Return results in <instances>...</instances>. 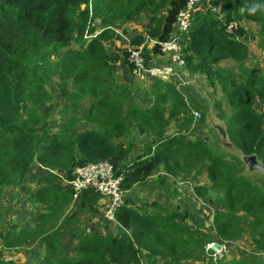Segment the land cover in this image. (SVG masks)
<instances>
[{
    "label": "trees",
    "instance_id": "trees-1",
    "mask_svg": "<svg viewBox=\"0 0 264 264\" xmlns=\"http://www.w3.org/2000/svg\"><path fill=\"white\" fill-rule=\"evenodd\" d=\"M97 1L0 0V190L17 185L21 191L27 190L28 172L35 164L46 171L40 178L46 183L30 189V199L38 200L53 191L55 200L61 196L59 209L53 210L58 214L72 200V190L62 184V178L70 179L75 166L109 160L123 176L121 188L127 190L145 182L161 165L167 173H174L175 161L185 151L192 157V165H197L199 153L201 159L206 157L205 167L216 184L215 192H221L219 202L226 210L216 213L215 231H209L202 229L205 222L199 216L195 221L192 217V224L186 222L187 209L180 211L151 202L146 206H154L157 211L143 212L141 205L124 196L115 220L108 221L100 215L104 222L96 220L92 230L87 225L82 227L78 218L98 212L100 194L88 188L73 199L72 207L76 209L70 219L63 221L67 228L64 233L57 225L50 230L42 228L46 216L37 215L32 229H21L13 235L8 243L12 248L26 242L38 245L31 262L26 258L19 264H264V177L258 176L259 171L244 173L242 157L223 159L207 137L191 139L182 132H169L174 117L187 116L185 121L192 117V104L185 102L172 83L152 78L151 104L133 108L130 97L137 87L125 49L121 50L124 74L118 88H112L118 76L119 56L109 51L114 31L107 24L116 20L112 8L104 10L98 20ZM185 2L139 0L137 14L147 8L149 20L132 43L137 45L147 38L156 41L149 49L144 46L147 59L152 54L159 57L157 42L169 39ZM263 7L264 0H209L208 7L192 14L180 43L187 68L203 75L207 86L218 89L225 99L226 108L221 109L218 119L232 146L243 155H255L264 168V111H260L264 108V75L251 68L237 74L233 68L220 65L227 60L239 64L248 57L244 21L258 25L264 45ZM252 8L255 11H249ZM161 9L163 14L158 13ZM230 22L233 26L228 29ZM53 73L59 80L58 93L67 96L64 112L80 96L79 109L83 112L79 114L89 108L87 115H93L89 128L76 132L70 131L69 125L53 130L47 119L39 123L23 119L27 111L40 109L46 100H52L47 81ZM127 116L139 134L152 137L145 147L150 156L132 157L131 164L120 168V162L126 161L134 147L132 139L118 142L125 135L124 129L131 138ZM237 208L252 217L249 228L239 225L245 214L232 215L230 210ZM245 234L254 257L229 258L224 252L214 258L205 250L211 240L226 243ZM0 264L18 263L5 259L0 250Z\"/></svg>",
    "mask_w": 264,
    "mask_h": 264
},
{
    "label": "rangeland",
    "instance_id": "rangeland-1",
    "mask_svg": "<svg viewBox=\"0 0 264 264\" xmlns=\"http://www.w3.org/2000/svg\"><path fill=\"white\" fill-rule=\"evenodd\" d=\"M138 2L139 0H106L101 3V1L98 0L95 4L99 11V13L97 14L98 20L101 18V14L104 12V10L112 8L111 10H113V18L116 21L115 23H108L107 25L112 26L114 28H116L117 26L120 27V29H117L119 31L118 33L114 31L112 41H109L108 46L110 53H116L119 56V66L117 68L118 76L116 78V81L113 83L112 87L114 89L118 88V86L116 85L117 83L121 82L120 79L122 77V74H124L123 68L121 66L123 52L119 50V48L121 47L120 40H122L123 38H121L119 33L123 34L124 36H129L132 39V36H134L135 34L142 33V31L146 28V25L149 20V11L147 10V8H143V10L139 14H137L138 10L136 7L138 5ZM159 12L163 14L162 9L158 11V13ZM125 17L128 19H126ZM244 25L248 29L247 40H245L247 49H249L248 57L242 63L239 64L235 63L234 61L227 60L223 63L221 62L220 65L229 66L233 68L234 72L237 74L242 72L243 69L251 68L257 73L264 75V45H262V37L258 33V25L253 24L249 21H244ZM145 42L146 45H148L149 41L146 40ZM53 58L57 59V56L54 55ZM184 70L185 74L181 75V79H183L185 82L187 81V79L191 80V82L188 84L194 86L195 91L206 89V86L204 84L205 78L203 75L189 70L186 65ZM200 77H202V80H200ZM133 80L134 87L137 88L132 91L130 103L133 105V108L148 107L151 104L152 99L150 98V95L152 96V94H150L149 89L153 84V79L145 77L141 79L133 78ZM58 82L59 80L57 79L56 75H54V73L51 74L50 78L47 81V88L48 90H50L52 100H46L40 109L37 108L35 111H27L23 114V119L31 123H39L42 121V119H47L48 127L53 130H56L57 127L67 128L69 125L72 126L69 128V130L76 132H81L86 128H89L91 126V123L93 122V115H87V110L89 111V108L85 110V114H79V111L83 112L79 109V106L82 103V99L80 96H76L73 102L75 105L72 106V108H70L66 113L64 112L63 106L67 102V96L58 93ZM204 93H206L205 90ZM206 94L208 96V99H203L204 101L200 104L203 105V108L201 109H198V106L192 104L191 100L188 99L189 104H192L190 107V114L193 109L199 110L200 113L202 112V115L205 113V115H203V117L205 116L203 122H201L202 119L200 120L201 117L196 119L191 114L192 117L189 118L190 125L193 127V130L195 129V126L202 125V130L204 131V134H201V137H207V139L215 145V149L217 150L216 152L223 155V159H225L226 161H231V156H226V153H234L230 149H228L229 146H231L232 144L229 143L230 141L224 124L222 123V121H220V119H218V115L220 114L221 109L224 110L226 108V101L221 93H218L217 99L215 89L209 90L208 88ZM184 99H186V97ZM222 103H224V108L222 106ZM28 106H30V104H28ZM260 111H264V108H260ZM95 114L98 115V112H96ZM69 121H72L73 123L70 124ZM125 121L128 124V127L126 128L132 129V127L135 126L131 122L129 116L125 118ZM192 122L196 125L194 126ZM124 131V137L118 138V142H126L128 139H132L128 136L129 133L126 134V129H124ZM149 139L151 140L152 137L150 136ZM237 155L239 157H242L240 159L242 160V163L244 165V173L249 172L253 174L259 171L260 173L258 174V176L264 177V168L261 166L260 162L257 160L255 155L251 156L250 160L247 161L244 159L243 154H241L239 151ZM206 165L207 163L205 164V166ZM45 174V170H43L42 168H38L35 164H33L30 168V171L28 172V182L26 184L27 190L21 191L18 185L3 187L0 190V250L2 251L5 259H12L18 264L25 261L26 258H28L29 262H31V256L35 252L36 248H38V245L37 243L26 242L16 248L8 246V243L12 240L13 235L15 233H17L21 229H32L35 225V223L33 222L36 220L35 217L37 215H45L46 217L43 218L42 221V223H44L42 228L46 226V229L50 230L55 225H57V227L61 228L60 233L62 234L67 231V228L63 224V221L65 219H70L72 211L76 209L72 207V202L74 200L71 197L72 200H69L70 203L67 207L64 208V211L62 210V212L58 214L53 213L54 209H59L58 204L61 198V196L59 195V197L55 200L53 191L48 194H44V196L42 198H39L38 200H34L36 197L30 199L31 192L28 191L32 188L35 189L37 187H43L42 185H44L46 182L41 181L40 178ZM206 175L207 178L210 177L208 171H206ZM37 180L40 181L37 182ZM62 184L66 185L63 182ZM197 187L200 190H195L196 192L193 193L192 191H190L187 194V196L189 197L187 201H185L184 196L183 202H180V200L182 199H178V197H176L175 195H173L171 199L176 206L178 205L177 209H179L180 211L187 209L186 222L192 224V217H194L195 221V219L199 216L202 222H205V227H203L202 229L215 231L214 218L216 213L226 210V208L222 207L219 202V193L221 192H215V183H212V186H209L205 189H203V187ZM200 198H205V201L203 199L204 202H201ZM47 199H50V203ZM230 211L234 213L232 214L233 216L245 214V218L241 220V223L239 222V225L245 228H249V224L252 220V217L249 214L242 211L241 208L231 209ZM84 218L85 217H83L82 219ZM94 219L95 221L100 220L104 222L102 218L97 214L94 215ZM53 232L54 234L59 233L55 231ZM219 242L225 244L226 250L224 252H226L225 254L229 258L238 257L240 259H244L247 256L254 257L251 254L252 249L249 246L246 234L243 235L239 240L226 241L227 244L221 241ZM254 255H260V253L255 252Z\"/></svg>",
    "mask_w": 264,
    "mask_h": 264
},
{
    "label": "crops",
    "instance_id": "crops-1",
    "mask_svg": "<svg viewBox=\"0 0 264 264\" xmlns=\"http://www.w3.org/2000/svg\"><path fill=\"white\" fill-rule=\"evenodd\" d=\"M208 6H209V0H202L199 3V9H203ZM112 29L113 31H115V29H120V27L118 26L116 28L112 27ZM134 36H132V38ZM120 45L121 47L119 46L120 47L119 50L121 51L122 49H124L123 40H120ZM151 46L152 45H150V43H148V45H145V47L148 49ZM151 58L158 64H162L164 62L161 57L155 56V54H152L150 59ZM200 78H201L200 80H202V77ZM164 81L172 83L178 90H180L183 98L186 97V99L184 100L187 104H189V101H188L189 99L191 100L192 104L200 105L204 101L203 99H206V98L208 99V96L206 94L208 91V88L209 90L210 89L213 90V88L207 86L206 82H204L206 86V89H204L206 93H204V90L195 91L194 86H191L190 84L181 83V80L177 77H174L170 81L169 80H164ZM215 92H216V96L218 99V93H220V91H218V89H215ZM222 106L224 108V103H222ZM184 117L186 119L187 116H184ZM185 119H183L182 115H178L177 117H174L168 126L169 132H174V133L182 132L188 138H191V139H194L195 137H201V134H204V131L202 130L203 128L202 125L195 126L196 124L192 122V124L195 126V129L193 130V127L190 125L189 119L188 121L187 120L185 121ZM133 124L135 126L132 127L130 135H131L132 140L134 141V147L131 148L128 154L129 156L126 159V161L120 162L119 164L120 168H123L124 164H127V165L131 164V161L129 160L132 157L141 156L143 159V158H148L150 156L149 153L146 154L147 149L145 148L146 145L150 142L149 137L143 135V133L139 134V130L136 127V124L135 123ZM231 146H229L228 149H230L234 153H226V156H231V155L238 156L237 155L238 150ZM243 156L246 161L250 160L251 158V155H243ZM201 158H202V155L199 153L197 157L198 161H196L197 165L196 164L192 165L191 164L192 157L190 155L188 156L187 153L184 151L180 159L178 161H175L174 173H167L163 165H161L155 169L153 174L148 176L145 182L141 184L136 183L131 188L124 190V196H127L131 200L136 201L137 204L141 205L143 207V210H142L143 212L144 211H157L156 207L154 206H146L147 203H151V202H158V204H160L161 206H166L170 209H176L178 205L176 206L173 203L171 199L173 195L178 197V199L181 198L182 200H180V202H183V196L185 197V201H187V199L189 198L187 194L190 191H192L193 193V192H196L195 190L197 191L200 190L199 188L196 189L195 187L199 186V187H203L204 189V187L212 186L211 178L210 177L207 178V175H206V171H207L205 168L206 157H204L203 159ZM193 162L195 161L193 160ZM205 198H203L204 201H205ZM203 199L200 198V201L204 202ZM106 202H107V198L100 195L96 203L98 212L97 213L90 212V213H86V215L84 216L80 215V217H78V218H81L80 219L81 226L83 227L84 225H87L89 229H92V230L95 229L94 215L95 214L99 216L101 215V211L104 209ZM199 208H203V207H199ZM83 217L85 218L82 219ZM59 229L61 228L59 227ZM63 240L66 241L65 239Z\"/></svg>",
    "mask_w": 264,
    "mask_h": 264
},
{
    "label": "built area",
    "instance_id": "built-area-1",
    "mask_svg": "<svg viewBox=\"0 0 264 264\" xmlns=\"http://www.w3.org/2000/svg\"><path fill=\"white\" fill-rule=\"evenodd\" d=\"M201 0H186L184 6L178 11V14L173 24L174 29L171 32L169 39L157 42L160 46L159 57L163 59L162 64L156 63L152 58L147 59L143 54V48L146 45V40L150 45L156 43L153 39L135 45L129 36L123 38L124 49L127 52V63L130 66V73L133 78H157L162 80H172L177 77L181 83H190L187 79L185 82L181 79V75L185 74V61L181 52V35L188 30L192 14L199 8ZM233 22L228 24V29H231ZM115 32H119L115 29ZM191 114L194 118L201 117V113L197 109H193ZM123 176L117 173L113 164L109 160H101L98 162H88L84 165L76 166L73 170L70 179L62 178V182L69 186L72 190V198H78L82 190L92 188L101 196L107 198L104 209L101 211V216L108 220H115V212L118 206L123 202L124 191L121 188ZM205 250L208 251L214 258L221 257L226 250V246L218 240H211L206 243Z\"/></svg>",
    "mask_w": 264,
    "mask_h": 264
},
{
    "label": "clouds",
    "instance_id": "clouds-1",
    "mask_svg": "<svg viewBox=\"0 0 264 264\" xmlns=\"http://www.w3.org/2000/svg\"><path fill=\"white\" fill-rule=\"evenodd\" d=\"M201 1H202V0H201ZM201 1H200V2H201ZM198 9H199V8H198ZM249 11H255V8H252V9H250Z\"/></svg>",
    "mask_w": 264,
    "mask_h": 264
}]
</instances>
